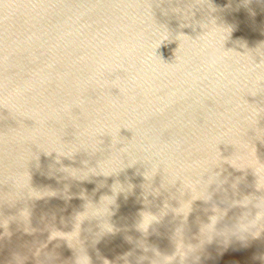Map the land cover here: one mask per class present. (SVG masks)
<instances>
[{"label":"water","instance_id":"water-1","mask_svg":"<svg viewBox=\"0 0 264 264\" xmlns=\"http://www.w3.org/2000/svg\"><path fill=\"white\" fill-rule=\"evenodd\" d=\"M0 264H264V0H0Z\"/></svg>","mask_w":264,"mask_h":264}]
</instances>
